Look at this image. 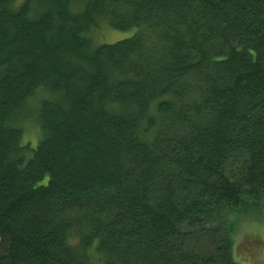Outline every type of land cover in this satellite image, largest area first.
Masks as SVG:
<instances>
[{"label":"trees","instance_id":"trees-1","mask_svg":"<svg viewBox=\"0 0 264 264\" xmlns=\"http://www.w3.org/2000/svg\"><path fill=\"white\" fill-rule=\"evenodd\" d=\"M16 1L0 264H238L264 212V0ZM101 23L135 33L96 45Z\"/></svg>","mask_w":264,"mask_h":264},{"label":"rangeland","instance_id":"rangeland-1","mask_svg":"<svg viewBox=\"0 0 264 264\" xmlns=\"http://www.w3.org/2000/svg\"><path fill=\"white\" fill-rule=\"evenodd\" d=\"M18 7L24 0H17ZM135 32H118L111 29L107 23H101L98 29L90 32V37L96 45L111 44L121 40L131 38ZM39 133L31 127L26 135L25 141L33 145L37 144ZM264 206V202H263ZM261 219H255L249 224H245L233 238V256L238 264H264V212ZM207 240L203 241L207 243Z\"/></svg>","mask_w":264,"mask_h":264}]
</instances>
